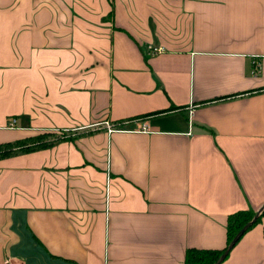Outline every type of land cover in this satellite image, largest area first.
Here are the masks:
<instances>
[{"label":"crops","instance_id":"obj_1","mask_svg":"<svg viewBox=\"0 0 264 264\" xmlns=\"http://www.w3.org/2000/svg\"><path fill=\"white\" fill-rule=\"evenodd\" d=\"M44 131L0 264H184L261 207L219 264H264V0H0V142Z\"/></svg>","mask_w":264,"mask_h":264},{"label":"trees","instance_id":"obj_2","mask_svg":"<svg viewBox=\"0 0 264 264\" xmlns=\"http://www.w3.org/2000/svg\"><path fill=\"white\" fill-rule=\"evenodd\" d=\"M67 132L64 134L55 135L54 131H44L35 135L23 137L14 141L0 142V157L9 154L32 150L42 146H49L66 138ZM264 207V205H263ZM264 211V209H263ZM262 211V212H263ZM256 210L251 208H242L235 210L227 215L225 229H226V241L222 247H187L185 250L184 264H213L215 263L221 253L227 248L228 244L238 233L239 229L248 221H250ZM259 216L252 222L255 223ZM251 224V225H252ZM249 225L246 230L251 226ZM241 236V235H240ZM239 236V238H240ZM238 238V239H239ZM237 239V240H238ZM227 255V254H226ZM226 257V256H225ZM224 257V258H225ZM219 264V263H218Z\"/></svg>","mask_w":264,"mask_h":264},{"label":"water","instance_id":"obj_3","mask_svg":"<svg viewBox=\"0 0 264 264\" xmlns=\"http://www.w3.org/2000/svg\"><path fill=\"white\" fill-rule=\"evenodd\" d=\"M260 209H262V207H261ZM260 209L257 210V212L254 214L253 218H252L250 221L246 222V223H245V224L239 229L238 233L235 235V237H234V238L231 240V242L228 244L227 248L221 253V255L219 256L218 260H217L215 263H213V264H218V263H220V262L224 259V257L226 256V254L228 253V251L230 250V248L234 245V243L237 241V239L239 238V236L243 234V232L246 230V228H247L249 225H251L252 222H253L254 220H256V218H257L258 215H259Z\"/></svg>","mask_w":264,"mask_h":264},{"label":"built area","instance_id":"obj_4","mask_svg":"<svg viewBox=\"0 0 264 264\" xmlns=\"http://www.w3.org/2000/svg\"><path fill=\"white\" fill-rule=\"evenodd\" d=\"M15 121V119H11V121L9 122V125H12L13 122ZM121 123L122 121H118L116 123L113 124H108V129L111 130H115V129H123V127H121ZM140 128L143 130H146L148 128L147 126V122L145 120L142 119L141 123H140ZM2 264H10V262L8 260H5Z\"/></svg>","mask_w":264,"mask_h":264},{"label":"rangeland","instance_id":"obj_5","mask_svg":"<svg viewBox=\"0 0 264 264\" xmlns=\"http://www.w3.org/2000/svg\"><path fill=\"white\" fill-rule=\"evenodd\" d=\"M54 133L55 135H61V134H64V131H55Z\"/></svg>","mask_w":264,"mask_h":264}]
</instances>
